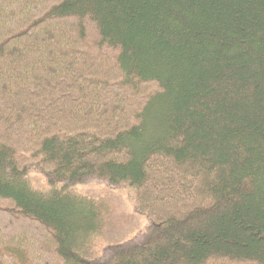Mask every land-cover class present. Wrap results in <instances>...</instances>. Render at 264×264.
I'll use <instances>...</instances> for the list:
<instances>
[{"label": "trees", "instance_id": "16d2710c", "mask_svg": "<svg viewBox=\"0 0 264 264\" xmlns=\"http://www.w3.org/2000/svg\"><path fill=\"white\" fill-rule=\"evenodd\" d=\"M0 264H264V0H0Z\"/></svg>", "mask_w": 264, "mask_h": 264}, {"label": "rangeland", "instance_id": "374dc122", "mask_svg": "<svg viewBox=\"0 0 264 264\" xmlns=\"http://www.w3.org/2000/svg\"><path fill=\"white\" fill-rule=\"evenodd\" d=\"M34 182L40 186L44 184L43 179L36 175ZM77 190L93 196L104 210V233L95 240L92 252L96 259L103 260L114 248L137 241L138 235L147 230L148 220L136 211L131 190L112 189L101 182L88 183L77 187Z\"/></svg>", "mask_w": 264, "mask_h": 264}]
</instances>
